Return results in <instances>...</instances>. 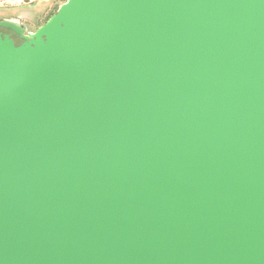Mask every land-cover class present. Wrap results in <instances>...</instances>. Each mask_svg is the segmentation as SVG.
<instances>
[{"label": "water", "instance_id": "water-1", "mask_svg": "<svg viewBox=\"0 0 264 264\" xmlns=\"http://www.w3.org/2000/svg\"><path fill=\"white\" fill-rule=\"evenodd\" d=\"M0 27V264H264V0Z\"/></svg>", "mask_w": 264, "mask_h": 264}, {"label": "flooded vegetation", "instance_id": "flooded-vegetation-1", "mask_svg": "<svg viewBox=\"0 0 264 264\" xmlns=\"http://www.w3.org/2000/svg\"><path fill=\"white\" fill-rule=\"evenodd\" d=\"M54 0L52 3H48L44 6H35L33 9L28 11H16V12H7L5 14H0V19L2 18H11L18 22L21 27L25 30L23 35L29 32L35 31L40 25H42L52 14L55 13L56 10H52L54 7ZM0 34H9L10 37L14 40L16 44H19L23 41L19 36H17L14 32L0 27Z\"/></svg>", "mask_w": 264, "mask_h": 264}, {"label": "crops", "instance_id": "crops-1", "mask_svg": "<svg viewBox=\"0 0 264 264\" xmlns=\"http://www.w3.org/2000/svg\"><path fill=\"white\" fill-rule=\"evenodd\" d=\"M38 1L39 0H0V8L30 6Z\"/></svg>", "mask_w": 264, "mask_h": 264}, {"label": "rangeland", "instance_id": "rangeland-1", "mask_svg": "<svg viewBox=\"0 0 264 264\" xmlns=\"http://www.w3.org/2000/svg\"><path fill=\"white\" fill-rule=\"evenodd\" d=\"M41 0H39L38 2H40ZM63 0H56L55 2L56 3H54L53 5H54V7L53 8H51V12H52V10L54 9V10H56L57 9V4H58V2H62ZM38 2H36V3H38ZM36 3H34V4H36ZM53 10V11H54Z\"/></svg>", "mask_w": 264, "mask_h": 264}]
</instances>
